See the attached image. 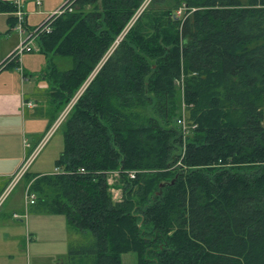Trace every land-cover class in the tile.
I'll list each match as a JSON object with an SVG mask.
<instances>
[{
	"label": "trees",
	"instance_id": "16d2710c",
	"mask_svg": "<svg viewBox=\"0 0 264 264\" xmlns=\"http://www.w3.org/2000/svg\"><path fill=\"white\" fill-rule=\"evenodd\" d=\"M68 1L37 37L73 60L49 71L65 145L25 175L89 233L73 259L264 264V0Z\"/></svg>",
	"mask_w": 264,
	"mask_h": 264
},
{
	"label": "rangeland",
	"instance_id": "374dc122",
	"mask_svg": "<svg viewBox=\"0 0 264 264\" xmlns=\"http://www.w3.org/2000/svg\"><path fill=\"white\" fill-rule=\"evenodd\" d=\"M62 1L64 2V0H40V3H37L38 0H22L23 4L29 5L33 9L40 8L43 4L57 6ZM149 2L150 0H147L139 12ZM63 4H60L57 9ZM53 12H50L49 15ZM177 14L182 16L183 11L179 10ZM34 19L41 18L37 16ZM32 52L31 54H34L35 57L36 74L30 77L38 82L40 90L37 95L42 100L46 113L54 112V109L49 105L52 104V81L49 71L55 65L63 69L71 67L73 65L72 57L54 54L46 56L38 51L37 53ZM180 89V92L183 93L181 86ZM61 114L62 112L56 113L59 116L48 130L52 131L49 137H47L49 132L46 130L47 132L40 135L39 144L30 148L29 155L34 149L37 150L29 167L30 172L48 173L55 170V161L65 145V125L59 121ZM42 142L44 143L42 144ZM11 180L12 178L4 184H0V228H13L19 234L17 237L19 240L12 244V248H8L6 255L8 262L12 264H90L87 261L89 259L82 260L83 255H77L73 259L70 254L73 245L82 246L87 243L86 239L89 240V237L85 238V236L89 233L78 232L68 223L64 214L51 212L36 202L31 203L30 198L26 197L30 181L28 176L23 175L13 186L10 185ZM110 181L112 182L113 178H110ZM112 192L116 199H121L122 190L120 188L112 186ZM15 212L19 214L18 217L14 216ZM10 252L12 256L9 255ZM122 261L123 264H137L136 252L123 253Z\"/></svg>",
	"mask_w": 264,
	"mask_h": 264
},
{
	"label": "crops",
	"instance_id": "0c3cea01",
	"mask_svg": "<svg viewBox=\"0 0 264 264\" xmlns=\"http://www.w3.org/2000/svg\"><path fill=\"white\" fill-rule=\"evenodd\" d=\"M11 1L16 2L17 7L20 3L25 13L21 30L17 10L0 11V184L12 178L29 155L30 148L39 144L40 135L47 132L59 116L55 117L57 104L53 100L52 104H48L54 112L46 113L44 104L37 95L40 90L38 82L30 77L36 74L35 57L31 52H40L37 38L31 41L29 49L22 52L20 60L8 57L22 41L28 40L30 32L45 21L50 12L57 10L66 0L57 6L43 4L36 9L23 4L22 0ZM37 16L41 19L35 20ZM11 17H14V21ZM34 151L35 149L31 153ZM30 183L29 181V185ZM18 215L14 213V216ZM18 236L13 228H0V264H12L8 262L6 255L8 248H12V244L19 240ZM9 255L12 256V253Z\"/></svg>",
	"mask_w": 264,
	"mask_h": 264
},
{
	"label": "built area",
	"instance_id": "2783aa9c",
	"mask_svg": "<svg viewBox=\"0 0 264 264\" xmlns=\"http://www.w3.org/2000/svg\"><path fill=\"white\" fill-rule=\"evenodd\" d=\"M37 3H40V0H38ZM71 6V2H69L68 0H66L64 2V4L57 10H55L51 15L48 16V18H46L45 21H43L39 26H37L33 31L30 32L29 36H28V40L26 41H22L10 54L9 58L11 59H19L20 60V56L22 54V52L26 49H29L31 46V41L34 38H37L41 33L44 32H51L52 27H51V23L53 22V20L60 15L61 13H63L67 8L70 9ZM17 17L19 20V28L22 30L23 29V19H24V10L22 9V5L20 3H18V8H17ZM68 110V109H67ZM67 110H65V112L67 113ZM63 113L61 118L59 119V121L61 122L64 119V116L66 113ZM177 123L178 125L181 127L182 131L184 132L183 134H186L188 132V129L190 128L186 116H185V111H183V115H181L178 119H177ZM196 125L194 124L193 127H195ZM50 130V129H49ZM49 132V131H48ZM52 131L49 132L48 136L51 134ZM45 142V141H44ZM42 142V144L44 143ZM37 150L34 151L33 153H31L30 155L26 156L25 159L23 160V162L20 164V166L17 168L16 172L13 174L12 176V180L10 182V185L13 186L14 183H16L19 179H21L23 177V175L26 173V171L29 169L32 159L34 158V156L36 155ZM58 170V168H57ZM131 176H134V172H131ZM27 198H30L31 203L35 202L36 199V194L32 191L30 185L27 187Z\"/></svg>",
	"mask_w": 264,
	"mask_h": 264
}]
</instances>
